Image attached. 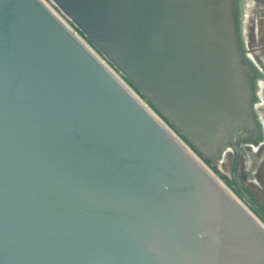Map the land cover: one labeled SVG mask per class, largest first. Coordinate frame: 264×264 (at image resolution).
<instances>
[{
    "label": "water",
    "instance_id": "water-1",
    "mask_svg": "<svg viewBox=\"0 0 264 264\" xmlns=\"http://www.w3.org/2000/svg\"><path fill=\"white\" fill-rule=\"evenodd\" d=\"M51 1L109 66L0 0V264H264V225L117 75L262 212L235 177L264 143L256 0Z\"/></svg>",
    "mask_w": 264,
    "mask_h": 264
},
{
    "label": "rangeland",
    "instance_id": "rangeland-1",
    "mask_svg": "<svg viewBox=\"0 0 264 264\" xmlns=\"http://www.w3.org/2000/svg\"><path fill=\"white\" fill-rule=\"evenodd\" d=\"M261 1V0H260ZM56 10V9H55ZM57 11V10H56ZM58 12V11H57ZM58 14L62 16L59 12ZM63 17V16H62ZM63 19L67 22L68 26L84 41L98 56L102 58V56L88 43V41L85 39V37L77 30L75 26H73L70 22H68L67 19L63 17ZM262 19H264V13H262ZM260 21L258 25L257 34L253 32V29L249 31V39L251 42V45L255 47V50L259 52V55H264V20ZM254 40H258V44L255 43ZM103 59V58H102ZM105 61V60H104ZM106 62V61H105ZM113 68V67H112ZM116 73L117 71L113 69ZM118 77L135 93L136 96H138L142 102L154 113L156 117H158L167 127L170 129L172 133H174L180 141L185 145V147L198 159L202 162V164L226 187V189L247 209L249 210L254 217H256L262 225H264V213L260 212L258 209L254 208L252 204L249 202V200H246V198L239 192L235 184L232 182L230 176H229V166L231 161V156L226 155L218 164H214L213 162L209 161L208 159L204 158L199 152H197L193 147L188 144L185 139L177 132L176 128L169 123L167 120H165L157 111L148 103L146 102L140 95L129 85V83L125 80L124 77L120 76L117 73ZM257 156H264V149L260 150L257 153ZM243 158H239L236 162L235 166V175L240 183L242 185V188L251 196V200L257 204V206L264 211V158L261 159L260 165L257 167V169L254 171L252 168L249 170V174L252 175L255 179L259 180V185L262 187L258 188L255 186H252L250 182H248L247 176L243 173ZM252 166V165H251ZM258 183V181H257Z\"/></svg>",
    "mask_w": 264,
    "mask_h": 264
},
{
    "label": "flooded vegetation",
    "instance_id": "flooded-vegetation-1",
    "mask_svg": "<svg viewBox=\"0 0 264 264\" xmlns=\"http://www.w3.org/2000/svg\"><path fill=\"white\" fill-rule=\"evenodd\" d=\"M258 3H259L258 5H260V6H258L259 11H260V16L257 14V12L255 13V17H254V20H253V22H255V24H253V26H252V28L254 27V33L256 32V34H257V30H258L257 24L260 23V21L262 19V13H264V0H261V1L259 0ZM262 20H264V19H262ZM254 42L258 44V40L257 41L254 40ZM253 51H256L254 46H253ZM262 53H264V52H262ZM255 56L258 59V62H262L261 58L258 57L259 55L255 54ZM262 66H264V65H262ZM261 112H262V118H264V106L261 107ZM258 149L259 150L264 149V143H262ZM242 158H243V162H244L242 170H243L244 175L247 176L248 182H250L252 184V186H255V187H258V188L262 189V187L259 185V180L255 179L254 177L251 176V174H249V170L251 168L255 171L257 169V167L260 165L261 158H259L254 153L253 150H249V152L247 154L243 155ZM235 177H236V175H235ZM257 181H258V183H257Z\"/></svg>",
    "mask_w": 264,
    "mask_h": 264
},
{
    "label": "built area",
    "instance_id": "built-area-1",
    "mask_svg": "<svg viewBox=\"0 0 264 264\" xmlns=\"http://www.w3.org/2000/svg\"><path fill=\"white\" fill-rule=\"evenodd\" d=\"M48 7H49V9L50 10H52V12H54V14L60 19V20H62L67 26H68V24H67V22L63 19V17L65 18V19H67L58 9H57V7L54 5V3L51 1V0H42ZM63 16H60L59 14H58V12L56 11V10ZM68 20V19H67ZM68 22H70L69 20H68ZM71 23V22H70ZM69 27V26H68ZM70 28V27H69ZM71 29V28H70ZM72 30V29H71ZM73 31V30H72ZM74 32V31H73ZM75 33V32H74ZM76 34V33H75ZM79 37V36H78ZM81 39V38H80ZM82 40V39H81ZM84 42V41H83ZM91 49V48H90ZM92 50V49H91ZM93 51V50H92ZM94 52V51H93ZM95 53V52H94ZM96 54V53H95ZM97 55V54H96ZM98 56V55H97ZM100 59H102L100 56H98ZM102 61L106 64V65H108L109 66V64L108 63H106L105 61H104V59H102ZM111 70H113L112 68H110Z\"/></svg>",
    "mask_w": 264,
    "mask_h": 264
},
{
    "label": "crops",
    "instance_id": "crops-1",
    "mask_svg": "<svg viewBox=\"0 0 264 264\" xmlns=\"http://www.w3.org/2000/svg\"><path fill=\"white\" fill-rule=\"evenodd\" d=\"M258 1H259V0H256V3H257V10H256V12H257V14L260 16V11H259V8H258V6H260V5H258V4H259ZM258 25H259V23L257 24V28H258ZM257 33H258V32H257ZM261 58L264 59V55H261ZM260 212H261V211H260ZM262 213H264V211H262Z\"/></svg>",
    "mask_w": 264,
    "mask_h": 264
},
{
    "label": "bare ground",
    "instance_id": "bare-ground-1",
    "mask_svg": "<svg viewBox=\"0 0 264 264\" xmlns=\"http://www.w3.org/2000/svg\"><path fill=\"white\" fill-rule=\"evenodd\" d=\"M135 94V93H134ZM138 97V96H137ZM158 118V117H157ZM159 119V118H158ZM160 120V119H159ZM170 130V129H169Z\"/></svg>",
    "mask_w": 264,
    "mask_h": 264
}]
</instances>
